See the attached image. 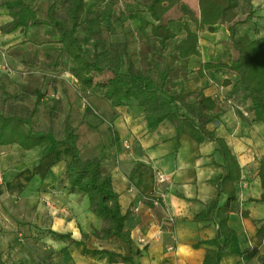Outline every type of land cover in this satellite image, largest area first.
Returning a JSON list of instances; mask_svg holds the SVG:
<instances>
[{"label": "crops", "instance_id": "obj_1", "mask_svg": "<svg viewBox=\"0 0 264 264\" xmlns=\"http://www.w3.org/2000/svg\"><path fill=\"white\" fill-rule=\"evenodd\" d=\"M191 1H195V8L189 4ZM252 2L255 15L263 17L264 9L257 10L259 3ZM84 4L85 13L97 9L92 5L87 7L86 0ZM101 14L105 19L102 9ZM198 14V0H181L178 8L171 9L169 16L174 21L169 28L175 37L162 50L158 38L151 35L153 20L145 8L132 14L129 22L133 27L123 28L125 33L121 37L118 31L129 23L119 15L109 16L110 26L106 30L110 40L127 41L126 53L121 56L123 72L130 62L137 67L164 63L169 70L167 91L201 90L218 101L220 114L206 125V138L202 142L186 133L177 137L174 125L168 120L149 129L142 107L133 101L112 107L100 95L91 94L87 101L94 110L92 106H83L76 81L70 74L69 57L59 55L56 42L44 48L47 54L49 49L55 53L51 66L40 64L41 58L38 62L25 59L27 63H22L10 56V61L15 62L10 64H16L17 71L0 76L1 88L12 95L27 92L34 101L33 91L38 89L41 95L37 109L49 115L50 109L59 107L62 117L59 126L55 117L44 126H58V132L68 120L78 134L80 156L100 158L119 195L131 244L115 235L100 238L94 234L102 227L101 218L93 213L86 196L66 189L65 167L72 157L67 143L49 141L44 147L29 150L10 144L0 146L2 264H56L64 243L53 239L48 230L71 235L74 241L68 251L73 264H123L111 263L107 256L94 251L102 249L131 255L135 264H202L206 246L199 243L216 236L219 222L216 210L225 205L238 209L227 214L226 223L232 234L219 264L264 263V239L257 237V225L264 224L259 177L260 165L264 164V125L253 120L250 99L235 74L214 70H207L202 76L197 74L203 62L230 64L234 56L227 26L216 24L211 31L197 30L190 16L198 17ZM9 21L7 10L0 6V26ZM185 24L198 34L199 54L180 58L176 48L186 34ZM32 29L0 33L1 50L11 53L18 46L15 44L22 41L23 33ZM85 33L86 40L82 43L90 52L100 49L108 40H97L95 34ZM27 42L29 51L31 42ZM20 64L39 74L34 77L28 75L31 73L22 74ZM49 82L52 88L57 87L56 102L49 98L53 92L46 86ZM175 107L171 104L173 110ZM215 138L224 140L240 168V178L231 187L233 201L228 199L227 188L221 190L224 159ZM159 174L165 176L164 181H157ZM202 214L205 218H196Z\"/></svg>", "mask_w": 264, "mask_h": 264}, {"label": "trees", "instance_id": "obj_2", "mask_svg": "<svg viewBox=\"0 0 264 264\" xmlns=\"http://www.w3.org/2000/svg\"><path fill=\"white\" fill-rule=\"evenodd\" d=\"M181 0H148L145 11L151 16V35L158 38L160 50L166 42L175 37L169 24L174 19L169 16L171 9L178 8ZM61 5V8H58ZM84 0H54L48 5L46 17L37 16L36 10L27 0H0L11 21L0 26V31L10 33L19 29L24 32L31 27L48 26L57 33L56 41L59 55L69 57L70 74L77 84L80 96L88 98L91 94L100 95L110 106L117 107L129 101L141 106L149 129L156 128L162 121H170L176 136L186 133L195 141L205 140V127L217 119L220 106L215 98L205 95L201 90L187 93L169 92L165 89L169 70L164 63L148 67L144 64L135 66L129 63L126 72L121 70V56L126 53L127 41L107 40L100 49L90 52L85 48L78 32L98 34L104 24L101 9L97 8L85 13ZM198 17L190 16L196 29L211 31L216 24H225L229 32V43L234 56L230 64L203 62L197 69L202 76L207 70L233 73L247 94L251 103L253 120L264 125V45L259 37H250L239 33L238 24L249 22L255 16L252 0H198ZM243 15V19L237 18ZM185 36L178 42L177 52L180 58L199 54L198 34L186 24ZM113 31V30H112ZM99 37L97 38V40ZM98 45V43L96 44ZM35 94L34 106L28 108L24 103L25 94H9L0 86V146L16 144L29 150L44 147L49 143V136L54 134L52 127H44L34 120L41 93ZM174 104L175 110L171 108ZM57 135L61 139L53 142L67 143L71 151V160L66 163L68 192H76L86 196L90 208L103 222L100 231L94 234L100 238L115 235L128 245L131 244L129 231L125 228L126 216L121 213L119 195L112 186L111 176L101 166L99 157L82 158L77 145L78 135L75 128L65 120ZM116 137L113 133V139ZM220 144L224 159V174L221 190L226 189L229 201H233L232 184L240 178V168L224 140L215 138ZM259 177L263 192L260 200L264 201V164L259 168ZM233 205L221 206L216 210L218 230L213 239L201 241L206 246L202 264H219L221 255L226 251L232 230L227 226V214L237 210ZM247 215V211H241ZM197 219L205 215H197ZM55 240L64 243L60 248L56 264H73L68 251L74 241L69 233H58L48 230ZM257 237L264 239V224L257 225ZM99 256H107L108 261L123 264H135L131 255H122L114 251L94 250ZM0 264L2 262L0 261ZM264 264V263H262Z\"/></svg>", "mask_w": 264, "mask_h": 264}, {"label": "rangeland", "instance_id": "obj_3", "mask_svg": "<svg viewBox=\"0 0 264 264\" xmlns=\"http://www.w3.org/2000/svg\"><path fill=\"white\" fill-rule=\"evenodd\" d=\"M27 1L36 10L37 16H39L41 18H45L46 17L47 7L54 0H27ZM147 1L148 0H86L87 7H90L92 5V8L93 7H97L98 8L100 6L102 11H103V13H104V15H105L104 24H102V27H101V30L103 32L101 34H95V36H97V38L99 37V39H108V41H109L110 40L109 31L106 30V29H108L109 26H110V21H111L110 17L114 16V15L115 16L119 15V17H121L122 21H125V22L128 21V23H129L126 27H124V26L122 27V31L121 32L118 31L119 37H121L125 33L124 29H126L128 27H130V29H132V27H133V26H131V23L129 22V19H131L133 17L132 14L137 12V11L142 10L143 8H145V4L147 3ZM254 2L259 3V5L256 6L257 10L264 9V6H262V4L264 5V0H254ZM189 4L191 5L192 8H195V1H191V2H189ZM57 5L59 6L58 8H61L60 4H57ZM243 17H244L243 15H240L237 19L240 20V19H243ZM259 17L260 16L255 15L254 18L251 21L246 22V23H244V22L239 23L238 24V30H239V33H245V34L249 35L250 37H259L262 40V43L264 45V16L261 17V18H259ZM32 28L33 29L30 32L23 33V36H22V33L19 35L18 38H20L22 36L21 37L22 41H20L17 44H15V45H18V46H17L16 49H13V51L11 53H9L5 49L1 50L2 48H0V64L3 63V61H5L6 64H8L9 67H10V71H6L5 70V72H2V70L0 69V76H3V75H4V77L5 76H10L14 72L17 71L14 68V67H16V64L13 65L15 62L13 63V62L10 61V59H11L10 56H13V57L19 59L18 62L20 61L22 63L23 62L27 63L26 60H29V61L32 60L34 62V60H36V59H37L36 62H38L39 58H41L40 64L46 63V64L51 66V64L53 62L52 59L54 58L55 53H52V51H50V49H49L48 50L49 53L47 54L46 53L47 50L44 49V48L47 45L56 42V39L58 37L57 33L54 32V31H50L48 26H40V27H32ZM0 33L1 34H5L2 31H0ZM85 35H86V33L83 32V31H79L78 32V36L83 42L86 40V36ZM27 37H28V39L25 40L24 38H27ZM27 41H30L32 43L31 44L29 42L30 43L29 44V51L26 50L27 45H25V44L28 43ZM36 45H38L39 47L36 46ZM41 45H43V47H40ZM2 52L4 53V56H5L4 60H3V57H2ZM10 62L13 63V64H10ZM33 64H35V63H33ZM20 65H19V67H20ZM19 70L22 71V74L23 73H25V74L31 73V74H28V75H32V77H34V75H38L39 74V72L32 73L33 71L31 72L29 67L27 68L24 65L23 66L21 65ZM7 79L9 81L10 78H7ZM10 81L15 82L16 80L14 78H12V79H10ZM46 86H49V89H48V90H50L49 92H51L53 90L51 95H49L50 100H54L55 102L58 101L59 95H58V93H55L56 92L55 89H57V87H53L52 88L51 87L52 84L50 82L47 83ZM25 95H26V97H25V100H24L25 102L24 103L27 105L28 108H32L34 106L33 98L29 97L27 92L25 93ZM90 106H92V105H90ZM58 108L59 107H56L53 110L50 109V111H49L50 115L47 114V111L44 112L43 110L36 109V112H35V115H34L35 122L40 124V125H42V126H44L50 120H52L55 117L54 121H57L56 124L59 126V124L62 121V117L58 113ZM92 109L94 110V107ZM92 117L98 119L97 115H92ZM52 123H53V121H52ZM62 125H63V123H62ZM58 126H56V128H54L52 126V129H54L53 130L54 134L49 136V141H54L56 139V137L58 136L57 132H56V129H58ZM44 127H48V126H44ZM58 137H60V136H58Z\"/></svg>", "mask_w": 264, "mask_h": 264}, {"label": "built area", "instance_id": "obj_4", "mask_svg": "<svg viewBox=\"0 0 264 264\" xmlns=\"http://www.w3.org/2000/svg\"><path fill=\"white\" fill-rule=\"evenodd\" d=\"M2 57H3V60H4V53L2 52ZM0 69L1 70H3V71H10V67H9V65L8 64H6V62L5 61H3V63H1L0 64ZM81 98V101H82V104H83V106H90L89 105V102L87 101V99L86 98H84V97H80ZM0 180H1V178H0ZM165 180V176L163 175V174H159L158 175V179H157V181L158 182H162V181H164Z\"/></svg>", "mask_w": 264, "mask_h": 264}]
</instances>
